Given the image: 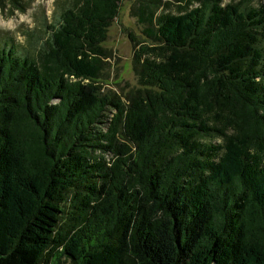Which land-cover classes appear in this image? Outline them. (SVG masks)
<instances>
[{
    "label": "trees",
    "instance_id": "trees-1",
    "mask_svg": "<svg viewBox=\"0 0 264 264\" xmlns=\"http://www.w3.org/2000/svg\"><path fill=\"white\" fill-rule=\"evenodd\" d=\"M121 1L0 35V264H264V0H138L124 98L99 84Z\"/></svg>",
    "mask_w": 264,
    "mask_h": 264
},
{
    "label": "rangeland",
    "instance_id": "rangeland-1",
    "mask_svg": "<svg viewBox=\"0 0 264 264\" xmlns=\"http://www.w3.org/2000/svg\"><path fill=\"white\" fill-rule=\"evenodd\" d=\"M137 1H121L118 14L108 27L106 39L102 43L106 54L102 60L99 84L105 92L111 91L120 98L137 86L132 68L133 52L136 45L148 40L143 33L144 24L139 23L135 15ZM157 1L158 12L175 14L185 13L197 5L177 0ZM223 1L228 3L237 0ZM64 4L66 0H0V35L9 32L27 47H39L47 38L46 25L54 21Z\"/></svg>",
    "mask_w": 264,
    "mask_h": 264
}]
</instances>
